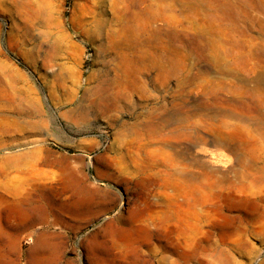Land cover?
<instances>
[{"label":"rangeland","instance_id":"374dc122","mask_svg":"<svg viewBox=\"0 0 264 264\" xmlns=\"http://www.w3.org/2000/svg\"><path fill=\"white\" fill-rule=\"evenodd\" d=\"M136 1L0 0V264H264V0Z\"/></svg>","mask_w":264,"mask_h":264},{"label":"bare ground","instance_id":"6f19581e","mask_svg":"<svg viewBox=\"0 0 264 264\" xmlns=\"http://www.w3.org/2000/svg\"><path fill=\"white\" fill-rule=\"evenodd\" d=\"M138 1V0H137ZM136 1V2H137ZM215 16V18H214V22L215 21H218V19H219V14L218 13H215L214 15H213V17ZM216 25V24H215ZM227 30V29H226ZM226 32V31H225ZM229 32V31H228ZM223 34H225V33H223ZM227 37V36H226ZM242 41V40H241ZM260 57V56H259ZM259 57H257V58H259ZM244 59H245V62H248V60H249V57L247 56V55H244ZM263 60V59H262ZM257 62V61H256ZM258 63V62H257ZM260 64H262V63H259V65ZM258 65V64H257ZM260 66H262V65H260ZM253 88V87H252ZM252 88H249V89H252ZM256 88V87H255ZM247 90V89H246ZM256 90V89H255ZM258 90V89H257ZM256 90V91H257ZM249 91V90H248ZM252 91V90H251ZM255 91V92H256ZM245 92V91H244ZM258 92H259V90H258ZM261 92V91H260ZM258 93V96H257V98H258V102L259 103H261L262 101H263V97H262V95H261V93ZM263 92V91H262ZM251 93V92H250ZM252 93H253V91H252ZM263 94V93H262ZM254 100V99H253ZM255 100H256V98H255ZM255 100H254V102H255ZM256 104H258L257 102H255ZM261 105V104H260ZM263 105V104H262ZM257 112V111H256ZM250 113V112H249ZM256 115L255 116H257L258 117V115L259 114H257V113H255ZM250 115V114H249ZM249 115H248V118H247V121H248V119H250L253 115L251 114V117L249 118ZM261 116V115H260ZM260 116H259V118H260ZM255 118V117H254ZM258 119V118H257ZM252 120V119H251ZM264 120V119H263ZM255 121V120H254ZM243 122H245V120L243 121ZM251 124H252V121L250 122ZM256 123H257V121H256ZM255 123V124H256ZM261 123V122H260ZM258 124L259 123H257V126H258ZM239 125V124H238ZM243 125V124H242ZM259 125H261V124H259ZM235 126V125H234ZM233 126V127H234ZM241 126V125H240ZM237 127V126H236ZM254 127H255V125H254ZM258 128H260V127H258ZM244 129H245V127H244ZM247 129V128H246ZM248 130V129H247ZM249 130H250V128H249ZM248 130V131H249ZM233 132V131H232ZM231 132V133H232ZM249 132H251V131H249ZM228 133V132H227ZM228 134H230V132L228 133ZM235 133H233L232 135H234ZM248 134V133H247ZM236 135V134H235ZM224 136V135H223ZM228 136V135H227ZM235 137V136H234ZM247 137V136H246ZM253 137V136H252ZM226 138V137H225ZM231 139V138H230ZM232 139H234L233 137H232ZM230 141V140H229ZM232 141V140H231ZM226 142V141H225ZM237 142V141H236ZM245 142H246V140H245ZM249 150V149H248ZM251 152V151H250ZM255 152V151H254ZM253 152V153H254ZM252 153V154H253ZM254 157V156H253ZM256 159L258 158L259 159V157H258V155H257V157H255ZM23 210H25V209H23ZM132 220L134 221V222H140V221H143V215L140 213V212H135L133 215H132ZM29 224H31V223H29ZM120 234H121V236H122V238L124 239V240H126V241H130V240H132L133 239V236H132V233H130L129 231H123V230H120ZM190 254V251L189 250H187V249H184L183 250V252H182V255L183 256H188Z\"/></svg>","mask_w":264,"mask_h":264}]
</instances>
